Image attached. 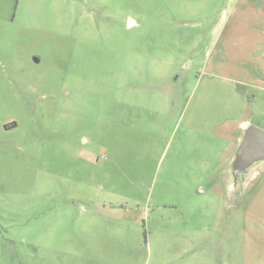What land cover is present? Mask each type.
Segmentation results:
<instances>
[{"label":"rangeland","instance_id":"obj_1","mask_svg":"<svg viewBox=\"0 0 264 264\" xmlns=\"http://www.w3.org/2000/svg\"><path fill=\"white\" fill-rule=\"evenodd\" d=\"M245 120L264 0H0V264H264Z\"/></svg>","mask_w":264,"mask_h":264},{"label":"water","instance_id":"obj_2","mask_svg":"<svg viewBox=\"0 0 264 264\" xmlns=\"http://www.w3.org/2000/svg\"><path fill=\"white\" fill-rule=\"evenodd\" d=\"M131 23L129 21V24ZM262 160H264V129L251 124L243 131L235 159L230 165L236 183L240 179L245 181L250 171Z\"/></svg>","mask_w":264,"mask_h":264},{"label":"crops","instance_id":"obj_3","mask_svg":"<svg viewBox=\"0 0 264 264\" xmlns=\"http://www.w3.org/2000/svg\"><path fill=\"white\" fill-rule=\"evenodd\" d=\"M133 21H134V20H133ZM248 51H252V49H251V48H248ZM243 81H245V80H243ZM245 82H246V81H245ZM248 123H249L248 120L243 121L242 126H241V129L244 128V130H245V129L247 128L246 126L248 125ZM246 124H247V125H246ZM244 126H245L246 128H245ZM242 133H243V132H242ZM241 135H242V134H241ZM241 135H240V136H241ZM240 136L238 137L239 139H240ZM239 142H240V141H239ZM239 142H238V143H239Z\"/></svg>","mask_w":264,"mask_h":264},{"label":"flooded vegetation","instance_id":"obj_4","mask_svg":"<svg viewBox=\"0 0 264 264\" xmlns=\"http://www.w3.org/2000/svg\"><path fill=\"white\" fill-rule=\"evenodd\" d=\"M241 140H242V135L240 136V142H241Z\"/></svg>","mask_w":264,"mask_h":264}]
</instances>
